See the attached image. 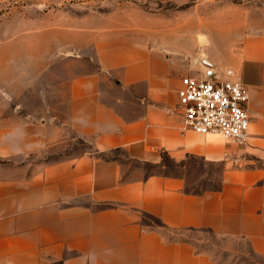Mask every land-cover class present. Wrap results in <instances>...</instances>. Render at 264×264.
<instances>
[{"label": "crops", "instance_id": "0c3cea01", "mask_svg": "<svg viewBox=\"0 0 264 264\" xmlns=\"http://www.w3.org/2000/svg\"><path fill=\"white\" fill-rule=\"evenodd\" d=\"M76 29L51 46L45 66L66 56L81 70L67 84L66 121L50 110V121L24 118L9 107L20 95H0V264H225L167 241L144 217L245 242L264 257V16H248L236 44L211 62L213 74L224 80L232 70L248 90L244 145L185 125L181 80L205 70L184 64L179 49L149 32ZM75 141L92 151L66 154ZM166 159L184 175L131 170ZM194 162L218 168L217 187L187 191L191 181L215 179L193 176L186 165Z\"/></svg>", "mask_w": 264, "mask_h": 264}, {"label": "rangeland", "instance_id": "374dc122", "mask_svg": "<svg viewBox=\"0 0 264 264\" xmlns=\"http://www.w3.org/2000/svg\"><path fill=\"white\" fill-rule=\"evenodd\" d=\"M251 14L257 19L264 16V0H0V95L9 99L20 95V100L10 101L9 107L24 118L32 115L36 122L50 121L51 115L46 117L50 110L57 122L66 121L67 84L72 74L81 70L66 56L58 66L45 69L51 46L59 44L62 34L72 35L77 27L84 28L87 35L99 27L118 29L127 35L149 32L152 40L160 39L179 49L184 64L198 65L204 72L208 67L194 60L209 56L213 63L224 57L226 49L236 44ZM201 36L208 43L201 41ZM91 151L88 143L75 141L65 153ZM62 156L56 154L53 159ZM186 167L193 168V176L201 177L210 171L215 177L214 181L189 182L188 192L200 193L218 186V168L196 162ZM132 169L145 176L184 175L182 167L169 159L160 166L133 164ZM143 222L162 233L167 241H186L215 261L264 264V257L251 254L245 242L231 241L206 230H170L150 217H144ZM227 246L233 252L225 251Z\"/></svg>", "mask_w": 264, "mask_h": 264}, {"label": "built area", "instance_id": "2783aa9c", "mask_svg": "<svg viewBox=\"0 0 264 264\" xmlns=\"http://www.w3.org/2000/svg\"><path fill=\"white\" fill-rule=\"evenodd\" d=\"M232 70L222 80L185 76L181 80L179 105L185 125L200 135H220L233 144L244 145L249 138V94Z\"/></svg>", "mask_w": 264, "mask_h": 264}, {"label": "water", "instance_id": "95a60500", "mask_svg": "<svg viewBox=\"0 0 264 264\" xmlns=\"http://www.w3.org/2000/svg\"><path fill=\"white\" fill-rule=\"evenodd\" d=\"M200 62L201 64H204L205 66H207L208 68H206V70H205V73H204V75L205 76H207V77H211L212 75H213V70H212V66H213V64L204 56V57H202L200 60H197V59H195L194 60V63L195 62Z\"/></svg>", "mask_w": 264, "mask_h": 264}, {"label": "trees", "instance_id": "16d2710c", "mask_svg": "<svg viewBox=\"0 0 264 264\" xmlns=\"http://www.w3.org/2000/svg\"><path fill=\"white\" fill-rule=\"evenodd\" d=\"M152 219H154V218H152ZM208 232H210V231H208ZM211 233V232H210ZM212 234V233H211ZM173 242V241H172ZM179 242H186V241H179ZM188 243V242H187ZM198 252V251H197ZM198 253H200V252H198ZM218 262V261H217ZM219 263H223V262H219Z\"/></svg>", "mask_w": 264, "mask_h": 264}]
</instances>
